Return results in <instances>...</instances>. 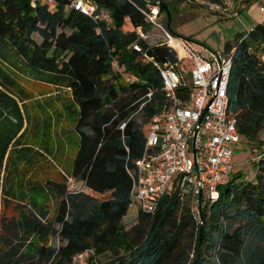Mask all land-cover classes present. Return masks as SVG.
<instances>
[{"label": "trees", "instance_id": "16d2710c", "mask_svg": "<svg viewBox=\"0 0 264 264\" xmlns=\"http://www.w3.org/2000/svg\"><path fill=\"white\" fill-rule=\"evenodd\" d=\"M75 1L55 0L50 8L32 7L30 0H0V64L7 65L2 54L7 47L27 70L46 75L56 88L64 86L77 137L70 178L108 198L68 192L66 181L51 182L58 199L52 221L45 220L47 209L35 200L29 201L35 214H2L1 205L15 198L5 189L4 161L18 141L23 114L11 96L14 82L0 67V264H75L77 254L86 264H98L105 254L111 256L106 264H264V146L256 140L264 127V23L235 34L221 50L231 54L228 115L240 142L257 152L253 180L234 174L218 187L216 200L201 198L196 207L172 187L154 213L137 210V223L125 230L131 176L146 140L135 115L148 125L169 109L161 70H178L179 61L165 42L149 41L155 25L144 15L151 7L146 0H88L109 13V24L75 10ZM156 1L158 17L169 16V6L182 2ZM165 29L179 37L168 24ZM182 86L187 101L191 88ZM55 236L63 242L57 248L48 245Z\"/></svg>", "mask_w": 264, "mask_h": 264}, {"label": "rangeland", "instance_id": "374dc122", "mask_svg": "<svg viewBox=\"0 0 264 264\" xmlns=\"http://www.w3.org/2000/svg\"><path fill=\"white\" fill-rule=\"evenodd\" d=\"M163 1L172 3L170 0ZM254 1L246 5V0H221L216 4L201 3L200 0H182L178 6H169V16L162 12L157 22L165 31L168 24L179 38L193 37L195 42H189L190 49L199 54L200 58L208 59L211 52L223 49L226 42L232 41L236 32H246L261 20L258 5L264 3V0ZM236 18V21H229ZM148 38L152 44L165 42V33L161 28L154 26L148 33ZM37 41L40 42V39ZM2 54L7 65L0 64V67L14 82L11 96L15 98L23 114V127L18 141L9 148L4 161L5 189L12 191L15 198L7 201L5 206L1 205L2 214L6 217H16L20 210L35 214L34 209H30L29 202L35 200L36 204L47 209L45 220L52 221L57 211L58 199L51 188V182L66 181L68 192H83L97 200L107 199V194L93 193L81 182L70 178L77 137L73 130L72 116L66 108L70 99L64 86L56 88V84L51 83L46 75L27 70L22 60L11 49L4 48ZM187 55V51H184L183 56ZM135 119L146 132L147 124L143 123L141 115L136 114ZM256 140L264 146V127ZM250 147L242 142L231 146V176L240 173L245 180H253V157L257 152L254 145V149ZM136 223L137 204L132 202L122 219V224L125 230H128ZM62 244L57 236L52 237L48 243L55 248ZM110 258L109 254H105L98 257L97 263L106 264Z\"/></svg>", "mask_w": 264, "mask_h": 264}, {"label": "built area", "instance_id": "2783aa9c", "mask_svg": "<svg viewBox=\"0 0 264 264\" xmlns=\"http://www.w3.org/2000/svg\"><path fill=\"white\" fill-rule=\"evenodd\" d=\"M146 3L151 7L144 15L164 31L165 43L179 61L178 70L172 67L161 70L162 91L170 107L149 120L143 154L135 161V174L131 176L132 202L137 204V210L152 214L172 187L190 197L194 205L196 202L199 205L201 198L216 200L218 187L231 176V146L240 142V135L235 120L228 115L226 87L231 54L216 50L208 59L200 58L185 40L160 26L158 2L146 0ZM38 4L52 8L55 0H30L32 7ZM74 9L94 21L110 23L109 13L97 10L91 1L77 0ZM258 12L259 22L264 23V3L258 5ZM137 31L143 36L140 29ZM184 51L187 56H183ZM260 61L264 64V54ZM113 66L117 67L116 62ZM182 85L191 88L187 101L182 97ZM123 127L124 124L120 129ZM257 159L254 157L253 161ZM73 261L86 264L83 254L74 256Z\"/></svg>", "mask_w": 264, "mask_h": 264}, {"label": "crops", "instance_id": "0c3cea01", "mask_svg": "<svg viewBox=\"0 0 264 264\" xmlns=\"http://www.w3.org/2000/svg\"><path fill=\"white\" fill-rule=\"evenodd\" d=\"M236 15V14H235ZM238 18V17H237ZM237 18L236 19H231V20H229V21H236L237 20ZM240 31H238V32H236L235 34H237V33H239ZM180 33V32H179ZM235 34L233 35V37L232 38H234V36H235ZM191 38H193V37H191ZM182 39V38H181ZM183 40H185V39H183ZM186 41V40H185ZM188 44H189V41H186ZM217 50H223V49H217ZM89 190V189H88ZM90 191V190H89ZM92 192V191H91Z\"/></svg>", "mask_w": 264, "mask_h": 264}]
</instances>
